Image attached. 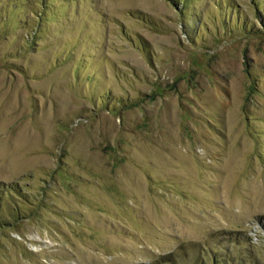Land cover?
<instances>
[{"label": "rangeland", "instance_id": "1", "mask_svg": "<svg viewBox=\"0 0 264 264\" xmlns=\"http://www.w3.org/2000/svg\"><path fill=\"white\" fill-rule=\"evenodd\" d=\"M0 183V264H264V0H0Z\"/></svg>", "mask_w": 264, "mask_h": 264}, {"label": "trees", "instance_id": "2", "mask_svg": "<svg viewBox=\"0 0 264 264\" xmlns=\"http://www.w3.org/2000/svg\"><path fill=\"white\" fill-rule=\"evenodd\" d=\"M0 187H4V184L0 183ZM19 188H18L17 185H11L10 187L9 186H6V191L7 192L9 191V194L10 195H13L14 193L20 195L22 192H20L21 189L19 190Z\"/></svg>", "mask_w": 264, "mask_h": 264}]
</instances>
